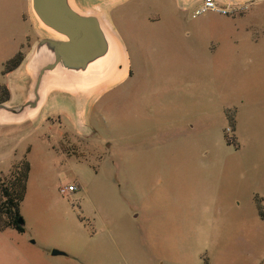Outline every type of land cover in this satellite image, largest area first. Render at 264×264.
Returning <instances> with one entry per match:
<instances>
[{"label": "rangeland", "instance_id": "374dc122", "mask_svg": "<svg viewBox=\"0 0 264 264\" xmlns=\"http://www.w3.org/2000/svg\"><path fill=\"white\" fill-rule=\"evenodd\" d=\"M202 1L73 0L133 76L53 91L1 134L17 153L0 155V179L24 159L31 172L25 232L0 230V264H264V0L196 16ZM41 27L32 0H0V85L18 107L30 83L5 65L28 64Z\"/></svg>", "mask_w": 264, "mask_h": 264}, {"label": "water", "instance_id": "95a60500", "mask_svg": "<svg viewBox=\"0 0 264 264\" xmlns=\"http://www.w3.org/2000/svg\"><path fill=\"white\" fill-rule=\"evenodd\" d=\"M32 3L40 22L65 40L45 38L36 44L27 64L33 79L29 100L14 109L0 105V112L6 111L10 116L8 122L14 124L26 123L21 119L23 115L37 110L40 113L43 109L49 96L44 98L43 91L50 75L89 78L95 71L94 74L101 76L115 63L119 52L117 41L102 20L81 12L73 0H32ZM64 255L61 251H53V256Z\"/></svg>", "mask_w": 264, "mask_h": 264}, {"label": "trees", "instance_id": "16d2710c", "mask_svg": "<svg viewBox=\"0 0 264 264\" xmlns=\"http://www.w3.org/2000/svg\"><path fill=\"white\" fill-rule=\"evenodd\" d=\"M26 57L19 53L5 65L3 74H11L25 61ZM10 100V91L0 85V105ZM231 119V118H230ZM232 120V119H231ZM235 124V120L232 121ZM228 139L229 137L226 136ZM231 144V141L228 140ZM31 172V164L24 159L14 165L10 174L0 179V230L13 229L19 233L25 232L20 207L27 194V185Z\"/></svg>", "mask_w": 264, "mask_h": 264}, {"label": "bare ground", "instance_id": "6f19581e", "mask_svg": "<svg viewBox=\"0 0 264 264\" xmlns=\"http://www.w3.org/2000/svg\"><path fill=\"white\" fill-rule=\"evenodd\" d=\"M74 9L77 10L76 7H74ZM106 25L108 26V24ZM41 28L43 29V31L46 32V34L49 35L50 39L65 40V38L58 35L57 33H55L50 28L46 27L45 25L42 24ZM129 72H130L129 61L124 54V50L120 47L115 63L109 65L101 76H97V74H94L95 71L89 78L63 76L59 74L50 75L46 79V85L43 91V97L45 98L47 94L49 95L53 91L65 92L71 94H77L83 92V93H90L92 94L91 96L100 95L103 92L109 90L110 88L125 82L128 78ZM38 115H39L38 110L32 111L23 115L21 119L28 122L36 119Z\"/></svg>", "mask_w": 264, "mask_h": 264}, {"label": "crops", "instance_id": "0c3cea01", "mask_svg": "<svg viewBox=\"0 0 264 264\" xmlns=\"http://www.w3.org/2000/svg\"><path fill=\"white\" fill-rule=\"evenodd\" d=\"M260 3H261L260 0H254V1H252L250 3V6L253 7L254 5H258ZM184 5L185 6L188 5V3H186V1H185L184 2ZM114 38L117 41V44H118V46L120 48L121 47V44L119 42L120 39L117 38V37H115V36H114ZM125 52H127V53H124V54L126 55V58L128 59L129 65H130L131 70H132V60H131V57H130L127 49H126ZM16 72H21V77L25 81H29V83H30L29 85L31 86V83H32V75H31V73L27 69L26 60H25V62H23V64L16 71H14L13 73H11L10 75L15 74ZM132 76H133V72H132ZM128 79H129V77H128ZM118 85H116V86H118ZM30 86L28 87V90H27V98L25 99L26 100L25 103L29 100ZM8 88H9L11 97H10V100L8 102H6L4 105L7 106V107H9V108H11V107H18V105H15V104L12 103V99H13V97L15 95L14 94V88L11 87V86H9ZM52 95H53V92H51L49 94V96L47 98V102H48V100L50 99V97ZM47 102H46V104H47ZM45 105H44V107H45ZM44 107H43V109H44ZM43 109H42L41 112H43ZM80 117H81V115L79 116V119H80ZM79 119H78V125L81 126V123H80ZM8 120H10V116L8 115V113L6 111L0 112V136H1V134L9 135V132H7V134H6V131L10 127H18V126H23L24 125V123L23 124L10 123V122H8ZM6 137H8V136H5L3 138H0V155L8 156V158H11V157H14L15 156V154L17 153V149H16V147H11V145L7 143L6 140H8V139Z\"/></svg>", "mask_w": 264, "mask_h": 264}, {"label": "built area", "instance_id": "2783aa9c", "mask_svg": "<svg viewBox=\"0 0 264 264\" xmlns=\"http://www.w3.org/2000/svg\"><path fill=\"white\" fill-rule=\"evenodd\" d=\"M247 2L232 1V0H203L200 7L196 10V16L202 15L209 11H216L220 14L229 15L235 12L244 10ZM78 191V187L75 185L68 186L62 189L64 194H74Z\"/></svg>", "mask_w": 264, "mask_h": 264}, {"label": "flooded vegetation", "instance_id": "af4514ba", "mask_svg": "<svg viewBox=\"0 0 264 264\" xmlns=\"http://www.w3.org/2000/svg\"><path fill=\"white\" fill-rule=\"evenodd\" d=\"M131 78H132V75L129 77V79H131ZM259 215H260L261 219L264 221V217H263L262 212H261V214H259Z\"/></svg>", "mask_w": 264, "mask_h": 264}]
</instances>
